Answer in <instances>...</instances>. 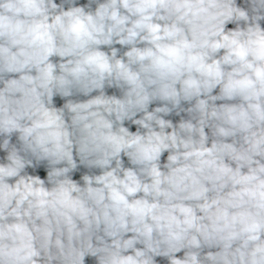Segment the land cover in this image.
Masks as SVG:
<instances>
[{"label": "clouds", "instance_id": "1", "mask_svg": "<svg viewBox=\"0 0 264 264\" xmlns=\"http://www.w3.org/2000/svg\"><path fill=\"white\" fill-rule=\"evenodd\" d=\"M0 264H264V0H0Z\"/></svg>", "mask_w": 264, "mask_h": 264}]
</instances>
